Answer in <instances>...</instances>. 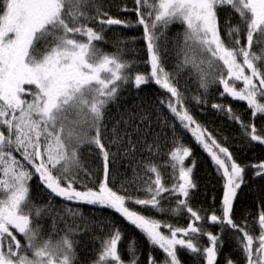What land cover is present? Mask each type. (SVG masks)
Instances as JSON below:
<instances>
[{"label": "snow or ice", "instance_id": "6c2138e0", "mask_svg": "<svg viewBox=\"0 0 264 264\" xmlns=\"http://www.w3.org/2000/svg\"><path fill=\"white\" fill-rule=\"evenodd\" d=\"M133 3L121 11L134 20L112 15L104 0H0V264H182L180 251L192 264H220L225 233L243 264H264V200L251 221L234 218L246 170L264 182V161L238 163L189 107L206 105L216 86L222 98L245 102L253 120L264 119V0ZM174 25L181 31L169 42ZM113 26L142 28L148 72L127 58L135 37L119 38L114 51L103 47ZM166 57H174L172 71ZM189 81L197 88L191 97ZM149 84L161 96H143ZM211 107L239 125L247 147L264 145V128L230 104ZM183 133L224 181L218 210L192 204L196 161L186 163L192 150ZM80 205L110 209L138 230L150 249L145 260L135 238L122 253L121 227L90 221Z\"/></svg>", "mask_w": 264, "mask_h": 264}, {"label": "trees", "instance_id": "16d2710c", "mask_svg": "<svg viewBox=\"0 0 264 264\" xmlns=\"http://www.w3.org/2000/svg\"><path fill=\"white\" fill-rule=\"evenodd\" d=\"M104 4L105 8L114 16H118L120 18H130L133 20L135 19L134 13L121 11V7L123 5H127L130 8L133 7V0H104ZM113 28L117 30H110L105 33L108 42L105 43L103 47L107 51H114L115 49L113 45L119 38L131 39L132 37H135L136 51L129 52L127 58L133 59L137 62L139 71L148 72L149 66L144 63V61H146L147 59V52L145 43L142 39V28L124 29L118 28V26H113ZM179 31H181L179 25L172 26V28L167 33L169 42H171V40L177 35ZM164 64L168 71H172L174 57H166L164 60ZM180 86L182 90L185 88L183 74L181 76ZM143 87L144 91L142 95L145 97L153 98L161 96L162 94L161 90L155 84H149ZM220 91H222V88L218 89L216 86L210 87L209 92L206 96V99L208 101L206 105H197L194 102L189 101V107L192 114L201 124L212 131L218 140L229 147V150L233 153L234 159L238 163L250 164L264 161V145H257L254 148L247 147L244 141L240 139L241 132L239 125L229 120L224 114L217 112L216 109H213L211 107V104L221 102L230 104L234 111L238 115H240L242 120H244L245 122H254L257 125L258 130L260 128H264V119L256 118L255 120H253L250 111L247 110L245 102L235 101L230 97L222 98L219 95ZM194 94H197L196 84L193 81H189L187 84L186 95L191 97ZM161 116L170 117V113H168L167 109H162ZM159 130L168 133L169 136L171 135L170 128H162ZM181 132H183V130H181ZM182 142L185 144V146H188L192 150V156L188 158L186 163H189V161L193 159L196 161V167L193 171V177L196 181L197 188L194 190V194L192 197L193 206L209 208L210 206L214 205L218 210L222 201L224 183L221 175L217 172L216 166L214 165L211 158L203 150V148L195 142V139L191 137L190 133H183ZM165 158L166 157H161V159ZM84 162L86 167H96V161H91L85 158ZM121 171H123L122 166ZM245 180L247 183L242 185L243 190L239 193L238 199L235 202L234 206V218L237 223H240L246 215L249 221H251L252 217L256 215L259 202L261 200H264V182H260L258 178L254 179L251 169L246 170ZM141 195L143 194L141 193ZM165 205L167 206V202H165ZM135 207L139 209V206ZM81 210L84 216L89 218V220L94 223L112 221L113 223L119 225L121 227V230L125 234L123 240L119 245L120 251L122 253L124 252L129 238H135L142 253L141 260H145L150 251L148 242L142 236V234L139 233L138 230H136L133 226L128 225V223L124 221L122 217H118L114 212L109 211L107 208L101 210L92 209L90 207H82ZM145 214L148 215L151 213L146 212ZM156 218L165 219L171 223H178L181 226H186L188 222L186 216L171 217L167 214H165L164 216L156 214ZM209 227L210 230L214 232L217 230L215 226ZM96 231L97 233L99 232L98 229H96ZM224 239L225 244L223 247V254L218 258L220 264H223L225 257H231L237 260L239 264H243L239 254L235 250L234 237L229 235L228 233H225ZM85 242L87 243L88 248H92L89 243H98L97 241ZM201 242L205 243L206 237ZM155 255L157 258H159L161 253L159 251H156ZM179 257L182 261V264H192V258L184 251L179 252ZM124 258L127 259V256L125 255Z\"/></svg>", "mask_w": 264, "mask_h": 264}, {"label": "flooded vegetation", "instance_id": "af4514ba", "mask_svg": "<svg viewBox=\"0 0 264 264\" xmlns=\"http://www.w3.org/2000/svg\"><path fill=\"white\" fill-rule=\"evenodd\" d=\"M82 207H83V208L90 207V208H92V209H101V210H102V209H105V208H103V207H99V206L80 205V208H82ZM108 210H109V211H112V210H110V209H108ZM112 212H114V211H112ZM114 213H115V212H114ZM115 215H117L118 217H120V216H119L118 214H116V213H115ZM203 239H205V238H202V240H203ZM202 240H201V241H202ZM93 244H94V243H89V245H90L91 247H93Z\"/></svg>", "mask_w": 264, "mask_h": 264}, {"label": "rangeland", "instance_id": "374dc122", "mask_svg": "<svg viewBox=\"0 0 264 264\" xmlns=\"http://www.w3.org/2000/svg\"><path fill=\"white\" fill-rule=\"evenodd\" d=\"M187 161V160H186Z\"/></svg>", "mask_w": 264, "mask_h": 264}]
</instances>
